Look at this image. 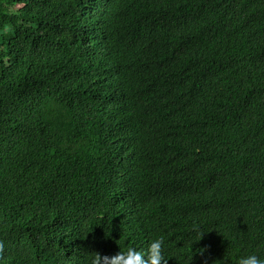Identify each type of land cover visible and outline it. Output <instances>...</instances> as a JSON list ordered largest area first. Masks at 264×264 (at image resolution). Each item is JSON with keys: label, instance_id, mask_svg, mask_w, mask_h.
<instances>
[{"label": "trees", "instance_id": "obj_1", "mask_svg": "<svg viewBox=\"0 0 264 264\" xmlns=\"http://www.w3.org/2000/svg\"><path fill=\"white\" fill-rule=\"evenodd\" d=\"M156 235L264 257V0H0V264Z\"/></svg>", "mask_w": 264, "mask_h": 264}, {"label": "clouds", "instance_id": "obj_2", "mask_svg": "<svg viewBox=\"0 0 264 264\" xmlns=\"http://www.w3.org/2000/svg\"><path fill=\"white\" fill-rule=\"evenodd\" d=\"M165 239L163 235L154 236L148 243L146 250H138L129 247L115 254L101 255L93 251L88 257L87 264H166L164 257ZM236 264H264V257L255 252L241 255L237 258Z\"/></svg>", "mask_w": 264, "mask_h": 264}]
</instances>
